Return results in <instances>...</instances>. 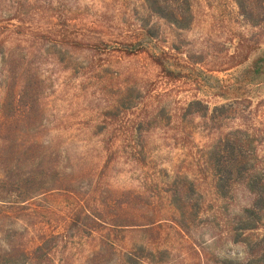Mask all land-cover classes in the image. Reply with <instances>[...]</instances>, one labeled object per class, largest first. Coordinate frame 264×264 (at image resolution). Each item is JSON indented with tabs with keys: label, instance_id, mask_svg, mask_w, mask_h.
<instances>
[{
	"label": "rangeland",
	"instance_id": "rangeland-1",
	"mask_svg": "<svg viewBox=\"0 0 264 264\" xmlns=\"http://www.w3.org/2000/svg\"><path fill=\"white\" fill-rule=\"evenodd\" d=\"M189 6V29L174 32L140 0H0V264H88V253L108 241V254L94 263L105 264L132 243L156 241L142 230L114 242L92 216L162 223L168 208L153 195L175 178L193 185L191 196L180 192L184 201L201 196L208 226L201 222L193 236H213L205 253L241 255L225 233L232 208L251 196L227 172L235 157L264 181V23H244L233 0ZM146 22L161 33L156 41L135 55L119 53L141 39L138 25ZM192 99L212 120L180 117ZM225 136L238 142L231 152L221 145ZM208 152L218 162L215 177L206 171ZM216 182L228 189L227 213ZM36 189L44 194L21 203ZM75 216L80 226L68 227ZM162 226L159 242L167 246L174 235L167 221ZM260 235L264 249V223Z\"/></svg>",
	"mask_w": 264,
	"mask_h": 264
},
{
	"label": "trees",
	"instance_id": "trees-1",
	"mask_svg": "<svg viewBox=\"0 0 264 264\" xmlns=\"http://www.w3.org/2000/svg\"><path fill=\"white\" fill-rule=\"evenodd\" d=\"M140 2L150 17L162 21L168 26V28L172 29V31L185 32L189 29L192 22L189 6L190 0H140ZM233 3L237 7L239 16L247 25L257 27L261 23H264V5L261 0H233ZM13 18L15 19L16 16H13ZM59 21H62V19L59 18ZM138 27L141 39L134 44L131 42H124L121 44L120 49L117 50L119 53L125 56L141 53L143 49H145L147 43L151 40L156 41V36L161 34L158 32L156 26L152 27L147 22L139 24ZM156 31L157 33H155ZM179 49L180 48H175L176 51H179ZM231 59H234V57ZM152 61L160 67L163 74L165 73L169 75L164 63L160 59L152 58ZM243 61H245V59L233 62L230 64V67H234ZM179 111L181 118L196 116L205 121L212 120L213 117V114L210 115L208 109L197 99H192L184 107L180 108ZM110 116H112V114H110ZM220 141L221 145L224 143L227 150H230L229 152L233 151V147L237 146L238 143L235 140L230 143V138H227V136L221 138ZM215 157V153L208 152L205 154L204 160L206 171H210L214 177L216 175V165L218 164ZM231 163L227 176L231 178L232 176L237 177L239 175V177L244 180L243 184L246 192L251 196L250 203L237 209L234 207L232 208V211L234 210L233 216L228 222L229 227L225 233L229 243L233 246H239L242 250L240 256H209L205 253L204 246L207 245L208 241H214L213 236L206 241L202 238L195 239L193 236L195 230L203 229L204 224L202 223L200 225L201 222H205V228L208 226V219L201 221L200 218V211L203 205L200 198L201 196L196 194V198H194L195 196H192L193 198H191L190 192H195L193 191V185L188 184L187 182H180L178 185V178H175L173 185L171 184L163 190L158 189L157 194L153 195L155 199L154 204H157L158 206L165 205V207L168 208V216H166V219H163L164 221L162 223L149 224L146 226H125L114 224L112 221L101 218L98 215L92 216L93 218L91 221L96 225L104 227L102 229L104 230V235H111L114 242H116V240L120 241V239L125 236L133 239L140 235L142 230L153 237L154 234L158 235L156 241L152 240L145 245H136L135 243H132V246L128 251H119L117 255H112L111 257L106 258L105 264H264V249L261 246L262 238L260 235V230L264 223V181L259 172H245L242 164H240V160H237V158L234 157ZM41 179L42 178H40L38 182H42ZM31 183H33L32 180L29 184ZM1 184H3V181H0V185ZM40 186L41 184H39L38 187L40 188ZM215 190L220 196L218 201L220 203V210H222L221 212L227 213L230 205L226 202L224 197H226L225 193L228 192V189L223 184L219 185L216 182ZM181 191H183L185 195H190L189 198H185V201L180 195ZM0 193H2L1 190ZM43 194L44 192L36 189L33 193L26 192L24 197L20 198V200L21 203H26L29 200L42 196ZM4 196V194H0V203L5 202L3 201ZM207 208L208 209H205L203 215L205 217H210V214L208 213L210 207L208 204ZM74 218L75 221H72L71 219L68 227L80 226L79 217L75 216ZM4 219V216L1 215L0 212V234L2 236L4 235L3 233H5L2 228L5 225ZM165 221L168 222V228L174 235L172 243L167 246L164 244L167 243L166 241L159 242V236L165 228L162 226L163 223L165 224ZM80 229L84 231V227ZM66 230L68 232L69 228H66ZM11 236L12 235L6 238L10 239ZM186 240H188V242ZM181 241H184L186 244H183ZM107 243L111 245V242L106 241L104 245H98L97 249L93 248V250L88 253L86 262L88 264H94L97 260H101L102 252L106 251L108 254L109 251L105 249ZM196 246L199 247L198 250ZM111 254H113V252Z\"/></svg>",
	"mask_w": 264,
	"mask_h": 264
}]
</instances>
